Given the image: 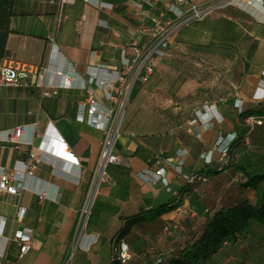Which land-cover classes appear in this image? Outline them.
<instances>
[{
    "label": "crops",
    "instance_id": "1",
    "mask_svg": "<svg viewBox=\"0 0 264 264\" xmlns=\"http://www.w3.org/2000/svg\"><path fill=\"white\" fill-rule=\"evenodd\" d=\"M140 1L18 0L24 16L13 20L12 27L28 30L37 24L46 38L10 34L1 65L13 59L22 66L62 69L74 73L79 85L98 68L95 72L101 80V66L107 65L110 71L122 67L121 49L134 39L139 25L149 24V16H158L172 4L167 0L140 8ZM190 1L220 6L203 19L183 25L150 80L138 83L115 145L123 162L109 166L115 184L100 188L85 227L80 222L81 210L104 138L88 125L86 109L80 106L86 91L74 86L45 96L36 87L19 88L30 91L16 95L9 93L15 88L0 89L4 100H28L30 107L25 112L27 121L0 122V129L37 122L39 135L52 120L81 162L74 173L62 169L59 164L64 161L59 159L56 164L39 165L35 172L39 186L55 185V201L27 190L19 196L0 193V217L6 219L0 235L4 264H111L119 241L129 245L130 259L125 264H158L160 256L167 264L201 238L216 211L244 201L257 203L255 191L245 186L247 176L238 166L252 176L264 172V125L250 129L243 115L247 110L264 113V100L252 97L264 80V0H253L251 5L248 0ZM101 2L113 7L96 5ZM183 53L187 56L182 59L191 60L182 66L181 59L175 58ZM97 92L104 97L102 91ZM70 98H77L75 119L66 115ZM203 105H215L224 120L190 125ZM234 134L224 161L216 148ZM29 150V146L0 142V165L7 170L19 167L28 161ZM179 164L182 173L206 179L186 183L175 170ZM160 167L166 170L167 186L142 175L146 169ZM18 206L27 209L23 223L16 221ZM165 207L170 209L134 225L122 236L130 219ZM180 208L188 212L182 215ZM22 226L34 229L36 244L20 258L15 237ZM205 264H264V224L250 219L247 231L236 242L224 244Z\"/></svg>",
    "mask_w": 264,
    "mask_h": 264
},
{
    "label": "built area",
    "instance_id": "2",
    "mask_svg": "<svg viewBox=\"0 0 264 264\" xmlns=\"http://www.w3.org/2000/svg\"><path fill=\"white\" fill-rule=\"evenodd\" d=\"M67 1L70 0H62V2ZM86 1L89 2V0ZM166 1L141 0L138 7L142 8L145 4L154 7L156 4ZM252 1L248 0V4L251 5ZM96 5L106 9L113 7L112 4L104 2ZM218 6L220 4H198L190 0H172V4L158 16H149V24L139 25L135 31L134 39L122 47V67L120 69L110 71L107 65L99 68L103 73L101 80H98L96 75L98 68H95L96 72L93 71L92 75H89L79 85L74 82V73L65 72L62 69L51 71L44 66H22L13 59H9L1 65L0 89L4 87L15 89L36 87L41 89L45 96L56 94L59 89L73 88L74 86L86 91V97L80 106L86 109L88 125L101 131L104 138L81 210L80 222L83 227L87 225L100 188L106 184H115L109 166L111 164L119 165L123 162V157L116 151L115 145L121 136L124 114L134 85L137 82L145 84L150 80L158 62L166 56L171 43L183 25L203 19ZM143 38L145 41L142 40ZM51 39L54 40L53 37ZM97 89L104 93L103 98L99 97ZM252 97L255 100H264V80L260 81ZM223 120V115L215 105H203L202 108L195 111L189 124H206L211 121L222 122ZM246 123L250 129L263 126L264 113L249 115L246 118ZM36 126L37 122L15 128L0 129V142H11L18 147L29 146L30 148L28 161H23L19 167L14 166L11 170H7L6 167L0 165V193L19 196L22 191L27 190L37 194L41 199L55 201L57 197L55 185L39 186V180L35 176L39 165L43 163L56 164L55 159H59L65 162L59 164L62 169L68 173H74L81 167V162L52 120L47 122L44 131L39 135L36 132ZM30 130L31 136L28 137ZM36 136L39 138L37 143ZM234 136L235 134L233 137H226L222 141H227V143L218 146L221 148L223 159L228 156V147ZM177 167V174H180L186 183L206 179L197 173H182L181 165ZM142 175L168 185L164 167L156 170L146 169ZM199 175L201 177H198ZM181 209L184 213L187 212L186 209ZM26 210L25 206L17 207L16 221L23 223ZM5 224L6 219L0 217V235L4 232ZM34 234V229L28 226H22L18 231L15 241L19 246L20 258H23L35 246ZM114 254L123 264L126 263L130 259L129 245L123 241L114 246ZM161 263L162 259L160 258L158 264ZM0 264H4V252L2 251H0Z\"/></svg>",
    "mask_w": 264,
    "mask_h": 264
},
{
    "label": "trees",
    "instance_id": "3",
    "mask_svg": "<svg viewBox=\"0 0 264 264\" xmlns=\"http://www.w3.org/2000/svg\"><path fill=\"white\" fill-rule=\"evenodd\" d=\"M18 0H0V65L2 60L6 57L7 41L10 34H23L32 36L35 38H46L45 33L41 30V27L34 24L32 28L28 30H21L19 27L15 29L12 27V21L17 17H22L24 14L20 10ZM20 12H19V11ZM139 87L138 82L134 85L130 98L137 92ZM18 93H25L30 89L21 90L16 89ZM47 102L45 99L42 101V106L45 108ZM78 112L77 98H70L67 105V116L75 119ZM54 116V113H50ZM251 111L247 110L243 112L245 118L251 115ZM238 169L244 172L247 176L245 186L253 189L257 196V203L251 204L244 201L232 208L220 209L214 213L209 221L203 235L195 243L190 246H186L181 252H179L174 258H172L167 264H205L214 254H216L221 247L228 242H236L239 235L245 233L249 227L250 219L264 224V172L257 175H250L246 170L238 166ZM96 206V202L92 209ZM170 208H162L150 215H139L128 221V224L122 230V236L127 235L134 225L153 219L156 215H160L166 212ZM89 218V220H90ZM88 220V222H89ZM87 222V223H88ZM123 241L116 242L114 246L119 245ZM162 259V258H161ZM163 262V259H162ZM111 264H123L117 255L112 257ZM125 264V263H124ZM163 264V263H161Z\"/></svg>",
    "mask_w": 264,
    "mask_h": 264
},
{
    "label": "rangeland",
    "instance_id": "4",
    "mask_svg": "<svg viewBox=\"0 0 264 264\" xmlns=\"http://www.w3.org/2000/svg\"><path fill=\"white\" fill-rule=\"evenodd\" d=\"M179 55L176 56L175 60L178 61L181 59V65L182 66L185 65L186 62H188V61L190 62L191 59H186V58L182 59V57L187 56L186 53H183L181 56H179ZM9 93H10V95H16L18 92L15 89H11V90H9ZM32 102H33V104L37 105L36 101H32ZM29 108L30 107L28 105V100H21V99L15 98L13 100L11 99V100L6 101L0 97V122H1V124L16 125L18 123H22V122L27 121L29 119V117H27L25 112ZM31 108H33V107H31ZM223 118H224V116H223ZM226 143H227V141L226 142L225 141L220 142L221 145H225ZM216 150H217V152L222 154L221 148L218 147V148H216ZM179 165H181V164H179ZM176 167H175V170L177 171L178 167L177 168ZM178 175H180V174H178ZM201 176L199 175L198 177H201ZM200 181H202V179ZM188 184H194V183L188 182ZM180 213H182V215L186 214L182 211V209L180 210ZM160 258H162V256L158 257V259H160Z\"/></svg>",
    "mask_w": 264,
    "mask_h": 264
}]
</instances>
